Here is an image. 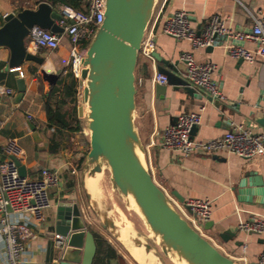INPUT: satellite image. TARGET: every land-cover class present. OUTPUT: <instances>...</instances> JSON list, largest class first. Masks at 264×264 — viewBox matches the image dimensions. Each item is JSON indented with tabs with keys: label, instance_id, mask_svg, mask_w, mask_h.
I'll use <instances>...</instances> for the list:
<instances>
[{
	"label": "crops",
	"instance_id": "crops-1",
	"mask_svg": "<svg viewBox=\"0 0 264 264\" xmlns=\"http://www.w3.org/2000/svg\"><path fill=\"white\" fill-rule=\"evenodd\" d=\"M161 2L162 0L156 1L152 18L157 14ZM263 5L264 0H168L156 27L155 52L171 62L180 61V56L189 52L199 64L212 63L216 67L214 80L225 100L213 99L211 102L210 96L201 90H197L199 98H191L182 91H175L172 86H153L150 78L155 73L154 69L148 66L146 71L141 61H138L136 69V76L142 80V85L137 87L135 127L155 182L162 190L170 194L176 192L185 201L212 200L210 221L213 222V227L205 231V238L237 264H259L264 250V234L251 235L239 229L242 223L264 219V193L253 197L245 194L242 198H250L251 201H238L242 180L250 181L246 184V192L254 189L250 187L254 184L251 182L254 177L245 178L248 171L256 172L257 178L263 182L264 190V157L246 160L226 152L212 155L196 152L186 157L179 152L162 150L159 144L165 128L175 124L180 115L201 110L202 123L193 137L196 141L221 138L232 126L238 124L255 133H264V125L258 122L264 119V63L260 58H256L253 63L232 59L227 51V46L230 45L228 39L210 52L207 47L194 49L188 40H176L164 35L162 26L167 16L184 10L189 13L191 25L197 32L213 16H219L228 29L250 33L258 10ZM37 6L35 0H0V27L4 24L5 15L17 14L24 9L35 10ZM237 44L256 50V44L252 41ZM63 49H67L68 60L67 38L53 53L46 50L36 53L45 58L43 68L47 72L58 75L67 73L56 57ZM9 59V50L0 49V88L2 91L14 90L12 95L0 94V158L3 157L2 148L7 140L17 138L24 151L22 164L26 166L28 176L35 177L43 168L56 170L60 175L59 186L50 191L51 207L45 213V221L35 228L37 237L28 244L23 260L26 264H57L53 256L52 236L58 204L63 201L77 203L87 224L91 226L86 207L80 201V192L83 190L88 193L85 179L89 172L86 170V162L82 168H78L84 155L77 147L72 146V140L78 136L66 139L58 153L52 154L49 151L52 132L47 123L45 95L52 86L43 80L41 67L34 62L22 66L20 71L26 83V92L22 100L16 103L15 77L4 71ZM222 108L226 109L224 117H221ZM252 112L253 115H250ZM32 127L35 128L34 131ZM236 228L239 231L234 238H227L225 242L218 237L219 234H226ZM0 264H4L1 244Z\"/></svg>",
	"mask_w": 264,
	"mask_h": 264
},
{
	"label": "water",
	"instance_id": "water-1",
	"mask_svg": "<svg viewBox=\"0 0 264 264\" xmlns=\"http://www.w3.org/2000/svg\"><path fill=\"white\" fill-rule=\"evenodd\" d=\"M156 1L106 0L104 22L98 28L82 61L84 68L81 78L86 81L83 101L88 105L89 111L85 114L84 107L80 106L78 116L80 119L87 117L90 132V151L86 159V170L89 176H95L103 172L104 165L110 169L115 187L124 196L127 191L132 194L145 219L144 224L148 225L153 235V238L150 234L149 237L154 241L155 236L158 237L156 246L164 255L169 257L170 252L173 251L188 264H237L179 215L135 150L137 144L143 152L134 115L138 52ZM59 20H61L60 13L48 2L39 3L35 10L24 9L17 14L10 13L5 16L4 24L0 27V49L6 48L10 52V59L4 71L15 77L16 103L22 100L26 92V83L20 71L25 63H37L41 67L43 80L51 86L56 84L58 74L49 73L43 68L44 57L27 52L26 39L29 31L35 26L55 34H62L63 28L56 24ZM225 40H227L226 36L215 34L213 44L207 47L208 51L221 46ZM154 58L158 63L157 73L166 77L168 86H172L175 91H182L191 98L200 97L197 89L186 79L188 70L185 62L165 60L156 52ZM144 69L148 71L147 64H144ZM209 100L212 102L213 99L209 97ZM218 105L221 106L219 102ZM225 112L226 109L222 108L221 117H224ZM250 115H253V112ZM258 122L264 125V119ZM198 128V126L192 128L191 138L197 133ZM34 130L35 128L32 127V131ZM12 160L18 166L19 174L26 177V166L15 158ZM250 177H254V180H251L254 184L250 185L254 189L246 192V184L250 181L242 180L238 192L239 202L251 201L250 198L243 199L242 195L249 194L253 197L264 193L263 182L257 178L256 172L245 173L246 179ZM172 195L180 202L185 201L176 192ZM88 196L91 198L89 194ZM103 223L105 228L117 235V226L112 220L105 218ZM89 226L77 203L63 201L58 204L53 236H61L63 246L53 247V256L57 264H93L97 247L94 234L88 230ZM212 227V221L204 225L205 230H211ZM238 231L239 229L236 228L226 234H219L218 237L226 242L227 238H234ZM249 234L258 235L256 232ZM132 244L144 248L146 255L158 257L150 245L144 244L139 236L132 240Z\"/></svg>",
	"mask_w": 264,
	"mask_h": 264
},
{
	"label": "built area",
	"instance_id": "built-area-1",
	"mask_svg": "<svg viewBox=\"0 0 264 264\" xmlns=\"http://www.w3.org/2000/svg\"><path fill=\"white\" fill-rule=\"evenodd\" d=\"M35 1L37 4L45 2V0ZM167 2L168 0H162L157 14L146 29L138 52V61L151 66L155 71L150 78L153 86L167 85L166 77L157 73V61L154 58L156 27ZM85 3L86 7L83 11L68 5L54 9L61 15V20L56 21V24L63 28L62 34H55L35 26L29 31L26 39L27 52L34 54L40 50L53 53L63 45L66 38L68 39L67 65L79 81V94L86 85L81 78L84 68L82 61L86 57L88 47L98 28L104 22L106 12V0H85ZM162 33L176 40H188L194 49L211 46L215 34L226 36L230 40L227 51L232 59L253 63L256 58H260L264 63V5L258 10L250 33L234 32L228 29L224 20L219 16H213L199 33L192 27L190 15L184 10L174 12L165 18ZM245 41L254 42L256 50H249L237 44ZM180 61L187 65L186 79L192 87L204 91L212 99L225 100L222 90L214 80L216 67L212 63L199 64L189 52L183 53ZM135 85L136 87L142 85V80L137 76ZM4 93L12 95L14 90L2 91L0 88V94ZM201 112L180 115L175 124L166 127L159 144L160 148L165 151L179 152L186 157L196 152L209 155L226 152L246 160L264 157V133H255L242 124L232 126L223 137L218 139L196 141L191 138L192 128L199 127L202 123ZM50 131L55 132V128H50ZM2 156L0 158V244L4 264H26L23 256L28 244L37 237L35 228L45 221V213L51 207L50 191L59 186L60 175L56 170L43 168L35 177L28 175L22 177L18 166L12 160L15 158L22 163L24 157L23 148L17 138L7 140L2 148ZM164 192L169 203L179 215L201 236L205 237L204 225L211 220L212 200L189 199L180 202L172 194ZM239 229L262 235L264 234V219L242 223ZM62 240L61 236L54 235L52 237L53 247H62ZM259 264H264V250L260 255Z\"/></svg>",
	"mask_w": 264,
	"mask_h": 264
},
{
	"label": "rangeland",
	"instance_id": "rangeland-1",
	"mask_svg": "<svg viewBox=\"0 0 264 264\" xmlns=\"http://www.w3.org/2000/svg\"><path fill=\"white\" fill-rule=\"evenodd\" d=\"M67 49H63L56 54L57 61L64 66L66 72L70 71L69 66L67 65ZM83 106L85 109V114L88 113V106L83 101V91L78 95V107ZM135 115V114H134ZM84 128L82 133L72 140V146L77 147L82 154L87 155L90 151V132L88 129V119L85 116L83 118ZM82 147V148H81ZM86 162V161H85ZM143 165L150 171V167L147 164L145 156L142 160ZM93 181H87V187L92 192L94 199L89 198L88 193L85 191L80 192V201L85 205L87 211V218L90 221L91 225L99 230L104 235L108 236L112 242L118 247L117 249L125 256L126 262L129 261L128 253L123 248L119 247L118 242L114 239V232L103 227V222L105 218L112 220L117 227L122 228V231L126 228L127 223L131 225L139 226L142 221V218L130 207L129 202H127L126 197L115 187L110 169L104 165L103 172L97 175V186L99 187L96 192H93L92 187ZM89 184V185H88ZM97 195V196H96ZM119 211V212H118ZM122 215V216H121ZM133 227V226H132ZM146 227V225H145ZM130 232V235L132 234ZM121 242V241H120ZM121 245V244H120ZM122 247V246H121ZM129 264V263H128ZM168 264H173L172 261Z\"/></svg>",
	"mask_w": 264,
	"mask_h": 264
},
{
	"label": "trees",
	"instance_id": "trees-1",
	"mask_svg": "<svg viewBox=\"0 0 264 264\" xmlns=\"http://www.w3.org/2000/svg\"><path fill=\"white\" fill-rule=\"evenodd\" d=\"M54 9H60L68 5L76 10H85V0H47ZM88 45L87 43L85 44ZM55 85H52L46 98V115L49 128H55V132L50 135L49 151L52 154L58 153L62 143L70 137L79 136L84 128L83 119L78 116V79L68 71L58 75ZM86 160L83 155L78 163V168H82ZM72 186V184H71ZM116 256L115 252H110L104 246H100L96 264H105L109 259ZM123 264L125 260L122 258Z\"/></svg>",
	"mask_w": 264,
	"mask_h": 264
},
{
	"label": "bare ground",
	"instance_id": "bare-ground-1",
	"mask_svg": "<svg viewBox=\"0 0 264 264\" xmlns=\"http://www.w3.org/2000/svg\"><path fill=\"white\" fill-rule=\"evenodd\" d=\"M84 82L86 83V81H84ZM135 150H136L140 160L142 161L144 153L142 152V150H140V148L138 147L137 144H135ZM97 175L98 174H96L95 176H87L86 179H85V187H86L89 195L91 196V199H93V200H95L94 199L95 195L93 196L92 192L88 189L87 181L88 180H92L93 181V183H92L93 192H96V190H98V188H99L97 186L98 185L97 184ZM125 197H126L127 202H129L130 207H132V209L139 215L140 218H142V221L145 223V219H144L139 207L137 206L132 194L129 191H127ZM132 226L133 225H131L130 223H127V226H126V228L123 231H122V228L117 227L118 239L121 241V243L125 246V248L130 253L131 257L138 264H157V260H156V258L153 255L144 254L142 247H137V246L132 244V240H134L137 237V234L135 233V230H134V228ZM132 229H133V232L130 235V232L132 231ZM146 230L149 232L150 237L153 238V235L150 232V229H149L148 225H146ZM141 241H143V240L141 239ZM155 242H158V237L157 236H155ZM169 257H170V260L172 261L173 264H188L181 256H179L178 254L174 253L173 251L170 252Z\"/></svg>",
	"mask_w": 264,
	"mask_h": 264
},
{
	"label": "flooded vegetation",
	"instance_id": "flooded-vegetation-1",
	"mask_svg": "<svg viewBox=\"0 0 264 264\" xmlns=\"http://www.w3.org/2000/svg\"><path fill=\"white\" fill-rule=\"evenodd\" d=\"M103 227L105 228L104 224H103ZM133 228L135 230V233L137 234V237L139 236L140 239L143 240L142 242H144V244L150 245V247L153 249V252L155 254H157V256H158V257H156L157 264H168L170 262V258L168 256L164 255L163 252L161 251V249L158 246H156V242L149 237V233L146 230L144 223H141V225H139L138 227L137 226L134 227V225H133ZM106 229H108V228H106ZM88 230H90L94 234L96 247H97L96 256L94 258L93 264H96V262H97L98 251H99L101 245L104 246L105 248L109 249L110 252H115V254H116V256L114 258L107 260L105 262V264H111L113 262H115V264H123L122 258L125 260V264H128V263L129 264H138L131 257L130 253L125 248V246L120 242V240L118 239V236L116 234L113 235L114 239H116V241L118 242L119 247L120 248L124 247L126 254L128 253V257H129L128 262H126L127 260H126L125 256L121 253V251H119L117 249L118 247L112 242V240L108 236L101 233L99 230H97L92 225L88 227ZM143 252H144V248H143Z\"/></svg>",
	"mask_w": 264,
	"mask_h": 264
}]
</instances>
